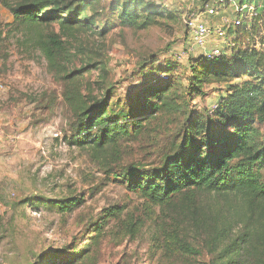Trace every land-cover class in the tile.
<instances>
[{"label":"rangeland","instance_id":"obj_1","mask_svg":"<svg viewBox=\"0 0 264 264\" xmlns=\"http://www.w3.org/2000/svg\"><path fill=\"white\" fill-rule=\"evenodd\" d=\"M86 1L85 14L95 26L68 46L76 56L69 73H76L74 85L92 115H128L129 136L101 157L69 144L84 130L64 100L66 83L55 79L38 51H26L18 43L20 34L9 35L13 19L0 5L1 39L9 35L0 40V264L207 262V257L196 258L195 250V255L166 258L161 229L172 228L180 210L177 205L153 207L128 190L123 175L160 170L178 153L188 122L195 115L198 121L206 119L225 94V84L194 85L197 90L191 92V57L176 58L185 38L182 17L191 5L185 0H144L170 15L139 30L118 26V11H111L116 0ZM57 29L53 23L47 31ZM88 57L99 65L79 72ZM247 80L243 76L234 83ZM155 91L161 93V104ZM254 127L256 145L264 146V123ZM259 173L264 178V167ZM196 201L200 230L222 222L228 210L227 223L232 230L239 227L234 203L209 193H200ZM111 209L118 214L105 218ZM128 223L139 224L136 234L128 233ZM185 235L191 244L200 243L194 228Z\"/></svg>","mask_w":264,"mask_h":264},{"label":"trees","instance_id":"obj_2","mask_svg":"<svg viewBox=\"0 0 264 264\" xmlns=\"http://www.w3.org/2000/svg\"><path fill=\"white\" fill-rule=\"evenodd\" d=\"M0 5L13 19L9 35L20 34L21 39L16 41L26 51H38L55 79L66 83L64 100L84 130L80 139H70L69 144L88 148L96 157H101L102 152L110 147L114 149L121 138L129 136L128 115L122 116L124 119L104 118L106 112L92 115V109H88L74 85L76 73H69L68 66L76 56L68 46L80 33L95 26L94 19L85 14L90 2L18 0L10 3L0 0ZM111 11H118L115 19L119 27L139 30L170 15L162 7L144 0H116ZM53 23L57 31H47ZM2 35L0 31V40L9 36L1 39ZM235 36L234 49L228 55L210 60L190 58L191 92L197 90L195 86L227 85L224 96L207 112L206 119L198 121L195 115L188 122L178 153L168 158L160 170L144 175L131 171L123 174L129 180L128 190L153 207L163 209L177 205L180 210L179 216L173 219L172 228L161 229L163 252L168 259L186 253L195 255V250L199 252L196 258H208L207 262L198 264H264V178L259 173L264 167V146L258 147L254 139V124L264 123V52L244 47L250 36L244 29L237 28ZM98 65L93 57H88L79 72ZM243 76L248 80L234 83ZM155 93L159 94L157 99L161 104V93ZM156 105L154 108L159 110ZM136 126L141 125L136 123ZM200 193L215 194L234 203L238 212L233 215L234 219L239 217L236 222L239 227L232 230L227 223L231 212L228 210L222 222H215L212 229L203 227L200 230L197 224L200 208L196 201ZM113 210H109L105 218L118 214ZM216 214L219 219L220 214ZM136 224L126 225L129 234L138 232L139 224ZM189 227L195 229L200 243L189 242L185 235ZM201 232H205L206 237Z\"/></svg>","mask_w":264,"mask_h":264},{"label":"built area","instance_id":"obj_3","mask_svg":"<svg viewBox=\"0 0 264 264\" xmlns=\"http://www.w3.org/2000/svg\"><path fill=\"white\" fill-rule=\"evenodd\" d=\"M182 17L185 33L177 60L203 57L214 59L234 49L235 30L242 28L250 36L245 48L263 51L264 0H185ZM262 42V43H261ZM263 47V45H261ZM264 52V51H263Z\"/></svg>","mask_w":264,"mask_h":264}]
</instances>
